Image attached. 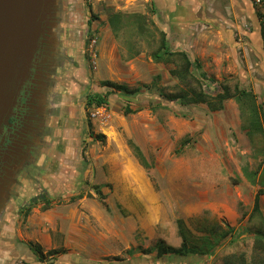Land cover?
Listing matches in <instances>:
<instances>
[{
	"label": "rangeland",
	"instance_id": "obj_1",
	"mask_svg": "<svg viewBox=\"0 0 264 264\" xmlns=\"http://www.w3.org/2000/svg\"><path fill=\"white\" fill-rule=\"evenodd\" d=\"M243 1L264 16V2L253 0H198L197 9L185 5L178 19L177 4L169 8L162 0H60L56 37L66 58L56 91L62 94L45 147L0 219V247L24 255L12 264H32L26 256L37 262V234L52 235L58 245L46 253L42 248L46 264L70 250L78 264H160L169 249L182 247V230L190 242L201 243L228 228L235 235L204 264L258 258L264 194L262 217L248 220L264 193V135L248 136L251 113L247 107L242 113L236 97L217 112L169 101L186 94L189 101L199 88L172 74L182 69L179 59L165 65L152 58L165 31L176 52L200 64L209 78L206 94L225 89L235 96L239 88L264 110V49L253 39ZM116 14L121 21L114 34L108 21ZM63 21L70 24L76 53L59 40ZM106 81L140 94L115 92L106 106H88L89 96L111 92L102 87ZM130 143L150 168L140 165Z\"/></svg>",
	"mask_w": 264,
	"mask_h": 264
},
{
	"label": "flooded vegetation",
	"instance_id": "obj_2",
	"mask_svg": "<svg viewBox=\"0 0 264 264\" xmlns=\"http://www.w3.org/2000/svg\"><path fill=\"white\" fill-rule=\"evenodd\" d=\"M60 13H61V7ZM62 32L59 29V34ZM48 38L38 53L32 74L25 83L0 136V219L18 196L25 177L46 144L55 114L56 88L66 58L61 43Z\"/></svg>",
	"mask_w": 264,
	"mask_h": 264
},
{
	"label": "trees",
	"instance_id": "obj_3",
	"mask_svg": "<svg viewBox=\"0 0 264 264\" xmlns=\"http://www.w3.org/2000/svg\"><path fill=\"white\" fill-rule=\"evenodd\" d=\"M60 7V6H59ZM60 11V8H59ZM155 14L158 18H161V11L155 7ZM258 18L260 20V31H261V40L264 49V16L258 14ZM121 21L120 15L116 14L109 18V27L113 30L114 34L117 32V25ZM160 47L158 51L152 55V58L155 63L169 65L172 64L175 59H179L182 62V69L179 72L173 71L172 74L177 75L182 80H190L199 88V91H194L193 97L188 101L189 95H178L168 98L169 101L175 102L183 100L187 104H203L209 106V108L214 111H220L223 109V105L226 101L231 99L232 97H236L238 104L242 110V113H245L246 107L250 110L251 117L249 123V130L247 131L249 137H253L255 133L260 135H264V110L256 103V98L250 93H247L244 90L236 89L235 96L229 93V90H225L221 94H218L215 97H211L209 94H206L204 89L205 82H209V78H207L205 73L201 72V66L197 62H193L189 59L188 55L185 52H176L174 50L173 43L170 40V36L165 31H160ZM51 36H48L50 38ZM52 38V37H51ZM103 88H109L111 90L110 93L105 95L95 94L89 96L88 98V106H96L102 107L107 105L108 97L115 92L128 94V95H139L140 91L136 89H130L127 86L116 84L110 81H106L102 83ZM130 147L139 161L140 165L146 169L150 168L146 158L144 157L142 151L139 147L130 143ZM263 192H260L254 202L253 213L248 220V223L251 219L256 216L262 217L261 209H260V197L263 195ZM36 203V200L33 202ZM235 229L228 228V231L221 234L219 239L217 240H209L203 239L201 243H192L188 239L185 230H182L183 236V245L180 249H169L167 254L162 255L158 260L160 264H204L206 263L208 257H210L215 250L219 247L222 240L227 238L230 235H235ZM243 233H239L237 237H240ZM256 239H255V250L258 252V258L253 259L252 261H248L246 257H231L225 264H264V220L261 222V227L256 231ZM58 253V252H51ZM37 254L39 255V260H45V256L43 255V251L41 247H38ZM53 264V263H51Z\"/></svg>",
	"mask_w": 264,
	"mask_h": 264
},
{
	"label": "water",
	"instance_id": "obj_4",
	"mask_svg": "<svg viewBox=\"0 0 264 264\" xmlns=\"http://www.w3.org/2000/svg\"><path fill=\"white\" fill-rule=\"evenodd\" d=\"M60 0H0V136L47 36L56 39Z\"/></svg>",
	"mask_w": 264,
	"mask_h": 264
},
{
	"label": "crops",
	"instance_id": "obj_5",
	"mask_svg": "<svg viewBox=\"0 0 264 264\" xmlns=\"http://www.w3.org/2000/svg\"><path fill=\"white\" fill-rule=\"evenodd\" d=\"M162 1H164L166 5H169V8L174 7L173 4H175V3L177 4L176 7H177V10L178 9L179 10L176 11V12H173L174 13V16L177 17V19L180 16H182V14H183L182 13V10L186 7L185 5L189 6L190 8H196V9L198 8V6H197L198 0H162ZM243 3L244 4H243V9L242 10H245V8H246L245 13L249 17V19L252 20V22L254 23V26H255L254 31H253V34H252L253 35V39H254L255 42L260 43L259 45L261 46L262 45V40H261V36H260L261 35L260 34L261 33L260 28L261 27H260V21H258V19H257L258 13L256 15L255 9L253 8V6L251 7V4H247L244 1H243ZM181 4H182V6H181ZM64 17L66 18V16H64ZM69 25L70 24H65V21H63V29H62V32L60 33L59 40L62 41V42H64V44L66 45V47H68L69 50L72 51L71 53H76L75 50H72L76 46H75V41L73 40V35L70 32V30H68L69 27H70ZM93 27H94L93 26V23H92V21H90L88 23V31H87L88 40H87V43L89 41V38H91V30H92ZM78 40H80V39H78ZM94 43H95V41L92 40L91 41V46L89 45V48L91 47V49H93V47H94L93 44ZM83 46H84V44H83ZM85 47L87 48V46H85ZM89 48H88V52L90 51ZM58 94L61 95L62 94V91L61 92L58 91ZM70 94H69V96H70ZM54 105H56V104H54ZM41 232H44L45 233V231H41ZM32 237L34 238L35 241L39 242L42 245L40 247H41V249L42 248L44 249L45 253L47 251L52 250V249H57L58 248L57 242L54 241L52 235H50V234H40V235L37 234V235H33ZM63 247L65 249H68V250L70 249V245L68 243L64 244ZM72 255H75V254L74 253L72 254V251L70 250L68 252V255H65V254L64 255H60L61 258L57 259L56 262H54V264H78L74 260L76 256H72ZM16 256L17 257H20V258H23L24 255L21 254V252L19 253V251H17V250L15 251V250H10V249L5 248V247H0V264H12L10 260L13 261V258L16 257ZM79 257H81V254H78V258ZM26 259H27L28 263H32V264L33 263L34 264L35 263L36 264H43V263H45V262H43V260H39V258H38L37 262H36V260L33 257L32 258L31 257L28 258L26 256Z\"/></svg>",
	"mask_w": 264,
	"mask_h": 264
},
{
	"label": "built area",
	"instance_id": "obj_6",
	"mask_svg": "<svg viewBox=\"0 0 264 264\" xmlns=\"http://www.w3.org/2000/svg\"><path fill=\"white\" fill-rule=\"evenodd\" d=\"M253 1H254V3H255L256 5H258V6L262 5L263 2H264V0H253ZM245 30H248L246 25H245L244 28H243V32L245 33V35H247L248 33H247ZM240 40L243 41V37H242V36H240L239 41H240ZM246 50H247V49H246ZM98 111H100V110H98ZM20 264H27V263H20ZM44 264H46V263H44Z\"/></svg>",
	"mask_w": 264,
	"mask_h": 264
}]
</instances>
